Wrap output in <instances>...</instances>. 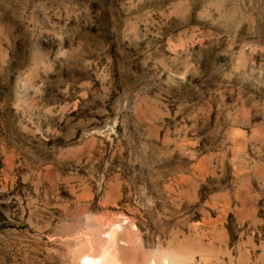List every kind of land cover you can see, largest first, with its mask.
<instances>
[{"label": "rangeland", "instance_id": "374dc122", "mask_svg": "<svg viewBox=\"0 0 264 264\" xmlns=\"http://www.w3.org/2000/svg\"><path fill=\"white\" fill-rule=\"evenodd\" d=\"M123 226L136 264H264V0H0V264Z\"/></svg>", "mask_w": 264, "mask_h": 264}, {"label": "bare ground", "instance_id": "6f19581e", "mask_svg": "<svg viewBox=\"0 0 264 264\" xmlns=\"http://www.w3.org/2000/svg\"><path fill=\"white\" fill-rule=\"evenodd\" d=\"M120 222V220H118ZM135 221V220H134ZM117 222V220H116ZM102 223V222H101ZM112 223V222H111ZM110 223V224H111ZM118 224V223H117ZM102 225V224H101ZM100 225V226H101ZM125 225V224H124ZM98 227V226H97ZM103 227V226H102ZM105 227V226H104ZM113 227V226H112ZM119 227V226H118ZM111 229V231H108L109 234H108V238L106 236V239H107V242L104 243V248L101 246V254H97V250L96 252H93L91 251L90 248L86 249L85 247L82 248L79 252H78V256L79 258L81 259V264H136V255L138 254L136 250H134L132 248V237H131V232L130 230L127 228V227H124L121 228V229ZM131 228V227H129ZM106 229V228H105ZM133 229V228H132ZM101 230V229H99ZM109 230V229H108ZM134 230V229H133ZM137 230V229H136ZM103 231V230H102ZM140 231V230H139ZM93 232V231H92ZM98 232V231H97ZM101 232V231H100ZM104 232V231H103ZM102 232V233H103ZM101 233V234H102ZM105 233V234H106ZM90 234V232H89ZM88 234V235H89ZM93 234V233H92ZM106 234V235H107ZM137 233H135L136 235ZM134 235V234H133ZM93 236V235H92ZM99 237V236H98ZM139 237V236H138ZM96 238V237H95ZM95 238H94V241H95ZM89 239V237H88ZM102 239V238H101ZM125 240L126 242H128L127 244L128 245H125V244H122L120 243L119 240ZM136 239V238H135ZM103 240V239H102ZM136 240H139V239H136ZM87 241V240H86ZM104 241V240H103ZM102 241V242H103ZM140 241V240H139ZM88 242V241H87ZM125 242V243H126ZM138 242V241H137ZM143 242V241H142ZM140 242V243H142ZM98 243V242H97ZM139 243V242H138ZM89 244V243H88ZM94 244V243H93ZM99 244V243H98ZM136 245V244H135ZM81 247L82 244H80ZM79 246V247H80ZM86 246V245H85ZM143 246V245H142ZM80 247V248H81ZM88 247V245H87ZM79 248V249H80ZM141 248V246H140ZM144 248V247H143ZM99 249V248H98ZM137 249V248H136ZM142 252H143V249H141ZM145 250V249H144ZM76 256V255H75ZM74 256V257H75ZM147 255H145L146 257ZM143 257V256H142ZM149 258V257H148ZM147 258V259H148ZM141 260V259H140ZM143 260V259H142ZM77 261V260H76ZM79 261V260H78ZM147 261H150L149 259ZM140 262V261H138ZM79 264V262H77ZM149 263V262H148ZM142 264V263H141ZM153 264V263H152ZM158 264V262H157ZM165 264H167L165 262Z\"/></svg>", "mask_w": 264, "mask_h": 264}]
</instances>
